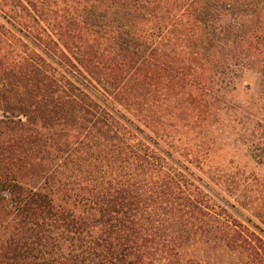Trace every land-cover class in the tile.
<instances>
[{
  "label": "trees",
  "instance_id": "1",
  "mask_svg": "<svg viewBox=\"0 0 264 264\" xmlns=\"http://www.w3.org/2000/svg\"><path fill=\"white\" fill-rule=\"evenodd\" d=\"M235 123L263 164L264 0H0V264H264L186 163Z\"/></svg>",
  "mask_w": 264,
  "mask_h": 264
},
{
  "label": "rangeland",
  "instance_id": "2",
  "mask_svg": "<svg viewBox=\"0 0 264 264\" xmlns=\"http://www.w3.org/2000/svg\"><path fill=\"white\" fill-rule=\"evenodd\" d=\"M246 84L249 85V90H244ZM260 90L261 85L256 75L245 74L237 88L227 95L235 103H259ZM239 129L240 125L235 123L233 132L215 136L216 141H225L227 145L221 146L218 142L208 155H199V159L194 162H185L195 177L211 190L214 199L227 200L233 206L232 211L236 217L245 223L246 219H250V222L264 230V222L257 217L259 210L254 208L257 197H261V202L264 203V162L257 165L251 158L246 147L241 144L245 135L241 134L240 137L235 132ZM182 152L184 151H181V155H176L184 159ZM197 250L199 249L193 245L187 252L193 255Z\"/></svg>",
  "mask_w": 264,
  "mask_h": 264
}]
</instances>
